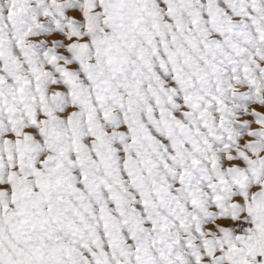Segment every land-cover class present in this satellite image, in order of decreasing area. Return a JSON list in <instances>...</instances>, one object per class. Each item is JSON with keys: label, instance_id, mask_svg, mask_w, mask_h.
Here are the masks:
<instances>
[{"label": "snow or ice", "instance_id": "1", "mask_svg": "<svg viewBox=\"0 0 264 264\" xmlns=\"http://www.w3.org/2000/svg\"><path fill=\"white\" fill-rule=\"evenodd\" d=\"M0 264H264V0H0Z\"/></svg>", "mask_w": 264, "mask_h": 264}]
</instances>
